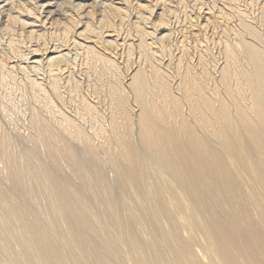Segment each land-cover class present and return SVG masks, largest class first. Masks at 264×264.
Here are the masks:
<instances>
[{
    "label": "bare ground",
    "instance_id": "6f19581e",
    "mask_svg": "<svg viewBox=\"0 0 264 264\" xmlns=\"http://www.w3.org/2000/svg\"><path fill=\"white\" fill-rule=\"evenodd\" d=\"M0 264H264V0H0Z\"/></svg>",
    "mask_w": 264,
    "mask_h": 264
}]
</instances>
